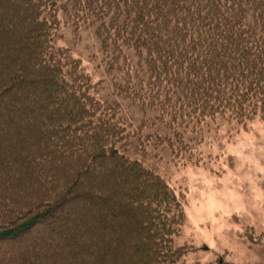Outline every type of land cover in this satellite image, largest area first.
I'll use <instances>...</instances> for the list:
<instances>
[{"label": "trees", "instance_id": "1", "mask_svg": "<svg viewBox=\"0 0 264 264\" xmlns=\"http://www.w3.org/2000/svg\"><path fill=\"white\" fill-rule=\"evenodd\" d=\"M65 16L93 29L111 75L55 46ZM104 82L153 112L139 128L153 133L132 130ZM256 118L264 0H0V264H188L185 192L129 145L202 165L213 123Z\"/></svg>", "mask_w": 264, "mask_h": 264}, {"label": "rangeland", "instance_id": "2", "mask_svg": "<svg viewBox=\"0 0 264 264\" xmlns=\"http://www.w3.org/2000/svg\"><path fill=\"white\" fill-rule=\"evenodd\" d=\"M70 22L65 16L53 38L55 46L66 47L81 57L82 65L95 79L111 75L104 67L98 68L103 54L93 29H78ZM103 86L105 98L124 104L126 119H133L132 130L146 135L154 132L152 127L139 129L144 120L153 118L152 111L143 112L113 94L110 82ZM164 144L152 143L142 151L132 143L127 154L159 173L176 192H185L186 220L176 241L187 248L184 261L264 264L260 248L264 246V120L256 118L246 127H230L226 121L213 123L201 144L205 159L209 155L213 158L202 165H183ZM251 227L254 240H243L242 233Z\"/></svg>", "mask_w": 264, "mask_h": 264}]
</instances>
